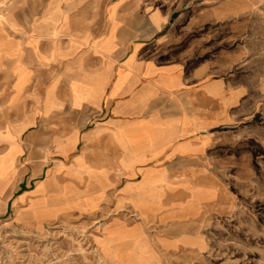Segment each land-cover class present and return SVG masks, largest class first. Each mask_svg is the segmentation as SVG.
<instances>
[{
  "label": "crops",
  "instance_id": "obj_1",
  "mask_svg": "<svg viewBox=\"0 0 264 264\" xmlns=\"http://www.w3.org/2000/svg\"><path fill=\"white\" fill-rule=\"evenodd\" d=\"M54 6L39 22L53 30L25 46L32 67L22 61V40L0 35V76L13 92L6 107L29 106L0 118V157L13 140L15 166L27 136L32 155L54 161L18 182L11 196L28 208L16 207L15 217L38 225L71 210L96 212L109 240L98 244L101 254L114 264H158L157 257L196 264L173 257L198 251L196 223L229 202L222 183L203 172L218 128L230 122V108L242 106V80L212 76L209 64L188 65L174 34L190 22L174 19V9L136 14L128 0H110L98 20L88 9L73 18Z\"/></svg>",
  "mask_w": 264,
  "mask_h": 264
},
{
  "label": "rangeland",
  "instance_id": "obj_2",
  "mask_svg": "<svg viewBox=\"0 0 264 264\" xmlns=\"http://www.w3.org/2000/svg\"><path fill=\"white\" fill-rule=\"evenodd\" d=\"M109 1L0 0V35L22 40V61L32 67L34 53L25 46H30L34 35H47L53 30L46 22L39 24L46 18L51 3L55 4L56 13L69 10L71 17L78 18L83 9H88L91 17L104 20L105 10L101 7ZM95 3L99 6L91 7ZM128 3L135 4L136 14L138 9L148 7L160 12L176 10L173 18L190 24L176 27L175 51L182 49L190 67L212 65V76L240 79L245 88L242 106L230 108V122L218 128L220 136L210 150V165L203 172L222 183L229 202L221 211L196 223L199 250L191 256L186 255L190 252L177 251L173 258L182 255L183 263H191L193 258L196 264H264V0ZM81 29L99 31L105 27ZM39 40L44 41L36 43L41 49L46 46V39ZM12 93L0 76V118L10 119L29 108L25 101L21 107H6ZM20 93L21 98L28 94ZM26 139L27 136L22 138L25 151L15 166L14 156L19 150L13 140L0 157V177L8 181L0 193V204L9 198L7 210L0 209V264H114L101 254L98 244L109 240L98 231L106 220L96 217V212L71 210L38 225L26 222L24 214L15 217L16 207L21 212L28 208L27 200L16 205L14 195L11 196L16 194L18 182L24 175L40 176L41 168L46 171L54 162L49 158L45 162V155H32L31 142ZM3 149L0 145V152ZM157 258L156 263L168 264ZM139 262L126 260L121 264Z\"/></svg>",
  "mask_w": 264,
  "mask_h": 264
}]
</instances>
